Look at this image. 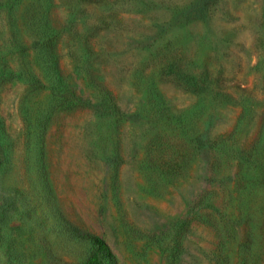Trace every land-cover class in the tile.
Here are the masks:
<instances>
[{
    "label": "rangeland",
    "instance_id": "1",
    "mask_svg": "<svg viewBox=\"0 0 264 264\" xmlns=\"http://www.w3.org/2000/svg\"><path fill=\"white\" fill-rule=\"evenodd\" d=\"M263 41L264 0H0V264H264Z\"/></svg>",
    "mask_w": 264,
    "mask_h": 264
},
{
    "label": "trees",
    "instance_id": "2",
    "mask_svg": "<svg viewBox=\"0 0 264 264\" xmlns=\"http://www.w3.org/2000/svg\"><path fill=\"white\" fill-rule=\"evenodd\" d=\"M86 2H97L100 0H83ZM50 28V34L44 39V46L47 48V54H49V62L50 69L53 75L59 80L60 85L62 86V90H66L67 85L64 81L63 76L58 67L56 55L54 54V43L58 36V32L53 27ZM264 45V41H263ZM176 66H172L168 71V74H173L172 81L175 82L179 87L184 90L194 93L201 94L211 90V85L213 84L211 80L210 73L206 72L205 74L201 73L200 75L193 74L191 72L184 71L182 69H178ZM214 87L216 88V95H224L226 97H230V94L227 93V86L225 83V79L215 80ZM84 238L89 239L94 245V251L91 257L87 260L85 264H100L102 257H108L111 260H115V254L112 251L110 245L104 240L102 237L90 233H83L81 235Z\"/></svg>",
    "mask_w": 264,
    "mask_h": 264
}]
</instances>
